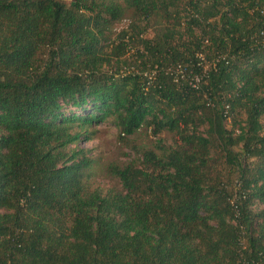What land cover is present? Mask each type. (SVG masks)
<instances>
[{
  "label": "trees",
  "instance_id": "1",
  "mask_svg": "<svg viewBox=\"0 0 264 264\" xmlns=\"http://www.w3.org/2000/svg\"><path fill=\"white\" fill-rule=\"evenodd\" d=\"M0 264H264V0H0Z\"/></svg>",
  "mask_w": 264,
  "mask_h": 264
},
{
  "label": "rangeland",
  "instance_id": "2",
  "mask_svg": "<svg viewBox=\"0 0 264 264\" xmlns=\"http://www.w3.org/2000/svg\"><path fill=\"white\" fill-rule=\"evenodd\" d=\"M131 14V11H127L126 17L115 24L114 30L119 31L126 26ZM152 24L157 25L159 23L153 20ZM155 29L152 26L149 34L152 35V30ZM130 53H132V50L128 52V54ZM231 122L232 118L230 117L228 124H231ZM96 130L91 140L83 139L79 145L87 148L89 155L94 160L90 168V182L103 190L121 185L120 180L110 171L112 164L125 163L144 149L155 148L160 143L170 144L176 137L174 133L167 130L155 135L146 126H142L133 134L122 136L120 129L111 119L98 124Z\"/></svg>",
  "mask_w": 264,
  "mask_h": 264
}]
</instances>
